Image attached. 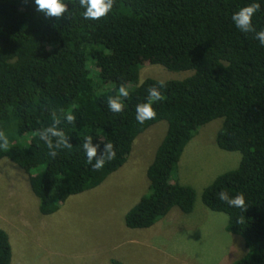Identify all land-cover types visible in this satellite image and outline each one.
Returning <instances> with one entry per match:
<instances>
[{
    "label": "trees",
    "instance_id": "obj_1",
    "mask_svg": "<svg viewBox=\"0 0 264 264\" xmlns=\"http://www.w3.org/2000/svg\"><path fill=\"white\" fill-rule=\"evenodd\" d=\"M63 2L71 16L56 19L38 12L35 0H0V130L11 145L0 150V159L28 173L37 212L50 215L68 197L98 186L125 162L138 134L164 121L165 132L145 169L147 191L125 211L122 223L141 229L173 207L190 213L194 191L174 181L173 173L196 129L220 118L215 144L237 151L239 160L203 187L200 201L223 213L224 230L242 239L245 253L230 264H264V45L231 19L240 8L259 3L252 24L264 30V0H115L100 20L84 19L79 0ZM146 63L192 73L165 80L167 87L160 89L165 99L152 105L156 118L139 124L136 107L159 81L138 82ZM121 84L129 96L121 98L124 111L113 113L107 102ZM56 118L71 147L52 157L38 132ZM22 135L25 145L15 142ZM89 135L97 147L93 163L105 155L107 142L116 152L99 171L87 163L83 149ZM221 191L230 197L243 193L247 210L222 201ZM0 264H11L1 228ZM107 264L123 263L111 258Z\"/></svg>",
    "mask_w": 264,
    "mask_h": 264
},
{
    "label": "rangeland",
    "instance_id": "obj_2",
    "mask_svg": "<svg viewBox=\"0 0 264 264\" xmlns=\"http://www.w3.org/2000/svg\"><path fill=\"white\" fill-rule=\"evenodd\" d=\"M191 73L146 63L139 69L138 82L146 77L180 80ZM220 123L216 118L196 129L173 173L174 181L194 191L191 212L183 214L173 207L141 229L125 228L122 217L147 191L144 166L165 132L164 121L135 137L116 183L94 198L81 197V202L73 195L46 216L37 213L28 173L0 159V228L8 235L11 264H107L111 258L123 264H230L244 255L242 239L224 230L226 216L200 201L203 187L235 168L239 160L237 151L216 146ZM15 142L25 145L26 135ZM34 171L31 168L29 173Z\"/></svg>",
    "mask_w": 264,
    "mask_h": 264
},
{
    "label": "clouds",
    "instance_id": "obj_3",
    "mask_svg": "<svg viewBox=\"0 0 264 264\" xmlns=\"http://www.w3.org/2000/svg\"><path fill=\"white\" fill-rule=\"evenodd\" d=\"M115 0H79V5L84 9L82 16L86 20H100L106 17L113 9ZM37 11L45 14L46 17L61 19L69 12L68 5L63 0H35ZM259 3H251L240 8L232 14L231 19L235 26L243 33H254L255 38L264 45V30L256 31L252 24V17L260 10ZM142 83V82H141ZM167 87V82L163 79L159 80L156 85L149 87L148 99L146 103L138 104L136 107V120L139 124H144L148 120L156 118V111L153 108L154 103L161 102L165 99L160 89ZM129 90L121 84L118 89V94L115 97H109L108 108L113 113H122L124 111V104L121 98H127ZM68 122L75 120V116L71 113L66 115ZM61 123L59 118L54 119L51 126L43 128L38 132L39 138L43 140L49 149V155L56 157L60 148L71 147L65 133L58 130V125ZM93 137L91 135L84 138L83 149L86 153L87 163L91 164L96 171L101 170L107 162L115 159L116 152L111 142L105 144V155L96 159L93 163V158L97 156V147L92 144ZM10 141L4 131L0 130V150L8 151L10 149ZM219 198L226 202L229 206L239 208L245 212L248 205L245 201L243 193H238L234 197H230L225 191L219 193ZM244 217L241 216L237 223H243Z\"/></svg>",
    "mask_w": 264,
    "mask_h": 264
},
{
    "label": "crops",
    "instance_id": "obj_4",
    "mask_svg": "<svg viewBox=\"0 0 264 264\" xmlns=\"http://www.w3.org/2000/svg\"><path fill=\"white\" fill-rule=\"evenodd\" d=\"M164 134V133H163ZM163 134L161 135V137L163 136ZM135 140V138H134ZM159 143V141L157 142V144ZM157 146V145H156ZM131 150V149H130ZM155 150V149H154ZM154 150L152 152H154ZM152 155L153 153L151 154V158H152ZM128 157V156H127ZM151 158H149L151 160ZM127 159V158H126ZM150 160H148L150 162ZM126 161V160H125ZM149 162L146 163V165L144 166V171L143 173L145 174V169L147 167V165L149 164ZM127 161L124 162V164L122 166H120L118 169H116L115 171H113L112 173H110L98 186H96L95 188H92L90 190H86L84 192H81V193H78L76 194V196L78 197L77 200H80L81 202V197H84L86 199H91V198H94L97 194L99 193H103L104 191V188L106 186H112L111 184H114L118 181V178L119 176L122 174L123 172V169L125 168V165H126ZM146 178V177H145ZM145 185V189L147 187V181L146 183H144ZM76 196H70L68 198H71V197H76ZM67 198V199H68ZM64 205V204H63ZM22 213V212H21ZM38 213V212H37ZM22 219H26L25 217H22ZM141 233V232H140ZM8 236V235H7Z\"/></svg>",
    "mask_w": 264,
    "mask_h": 264
}]
</instances>
